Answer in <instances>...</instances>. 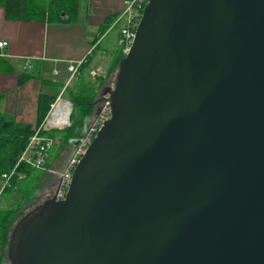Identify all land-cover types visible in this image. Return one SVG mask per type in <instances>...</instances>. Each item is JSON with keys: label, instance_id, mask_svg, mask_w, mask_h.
I'll return each instance as SVG.
<instances>
[{"label": "water", "instance_id": "water-1", "mask_svg": "<svg viewBox=\"0 0 264 264\" xmlns=\"http://www.w3.org/2000/svg\"><path fill=\"white\" fill-rule=\"evenodd\" d=\"M106 98L7 264H264V0H148Z\"/></svg>", "mask_w": 264, "mask_h": 264}, {"label": "crops", "instance_id": "crops-1", "mask_svg": "<svg viewBox=\"0 0 264 264\" xmlns=\"http://www.w3.org/2000/svg\"><path fill=\"white\" fill-rule=\"evenodd\" d=\"M124 9L125 0H84L81 12L84 21L50 24L8 20L0 6V41L7 42L0 56L2 115L20 127L36 126L41 96L58 97L65 91L73 78L69 71L71 63L84 60L99 45L104 54L118 46L116 19ZM109 15L117 18L100 36L99 28ZM96 66L94 73L103 68L100 64ZM23 74L29 77L21 84ZM57 181L58 178L52 190Z\"/></svg>", "mask_w": 264, "mask_h": 264}, {"label": "trees", "instance_id": "trees-1", "mask_svg": "<svg viewBox=\"0 0 264 264\" xmlns=\"http://www.w3.org/2000/svg\"><path fill=\"white\" fill-rule=\"evenodd\" d=\"M83 2L84 0H0V6L5 9V16L8 20L39 21L50 24L77 23L85 20L84 15H81ZM117 15H109L105 18L99 28L100 36L107 32ZM121 28L122 24L118 25L119 36ZM98 39L99 36L94 41L96 42ZM97 48L100 49V46ZM123 57L119 45L112 49L111 58L107 64L109 78H113L119 61ZM92 61V55H88L83 60L78 70L80 78L74 82L73 86L70 87L71 84H69L64 91V93L69 94L74 102L75 111L72 113L73 118L76 116V120L69 128L51 132L53 137H56V134L59 135L61 145L64 147L71 145L73 140H77L85 134L84 125L86 120L95 114L101 103L98 101L99 95L106 82L101 79L88 81L82 76V72ZM28 77L29 75L23 74L20 83L25 82ZM56 98L55 96H41L36 126L45 119L50 111L51 104ZM36 126L20 127L14 121L7 120L0 111V182H3L2 174L15 171L10 179V185L6 186L0 194V264H7L6 248L14 224L26 210L37 204L36 192L46 190L48 191L47 194H50L49 191L52 190V186L56 181V178L46 170H37L24 162L17 166L19 158L25 151ZM50 165L49 162L48 167ZM32 184L34 186L31 188ZM15 189L21 192L20 199L15 197ZM9 197L14 201L10 202Z\"/></svg>", "mask_w": 264, "mask_h": 264}, {"label": "built area", "instance_id": "built-area-1", "mask_svg": "<svg viewBox=\"0 0 264 264\" xmlns=\"http://www.w3.org/2000/svg\"><path fill=\"white\" fill-rule=\"evenodd\" d=\"M147 2L148 0H125V9L117 18L116 23L122 24L121 33L118 38V45L124 56L129 53L133 45L135 33ZM6 45V41H0V56L3 55L1 50ZM82 62L83 60L69 65V71L72 73V77L78 73L79 66ZM63 93H61V95H59L51 104L50 111L43 122L34 128V133L30 137L25 151L20 156L17 166L24 162L37 170L51 171L48 164L51 159V151L55 145V138L51 136V132L54 130H64L71 126L73 105L70 101L65 100ZM61 103H68L71 106L72 111L68 114H59L58 106ZM110 115V100L106 98L101 102L99 111L95 114L89 129L81 138H79L80 141L76 144L74 153L67 162L65 168L58 173V181L53 190V194L56 196L57 200L65 198L75 167L81 157L85 154L88 146L91 144L104 121L110 118ZM14 173L15 171L13 170L9 174H2L4 183L0 189V194L6 186L10 185V179Z\"/></svg>", "mask_w": 264, "mask_h": 264}, {"label": "rangeland", "instance_id": "rangeland-1", "mask_svg": "<svg viewBox=\"0 0 264 264\" xmlns=\"http://www.w3.org/2000/svg\"><path fill=\"white\" fill-rule=\"evenodd\" d=\"M116 21H117V19H116ZM113 22H115V21H113ZM120 24L121 23H119L117 25H120ZM115 46H114V48H115ZM114 48H112V49H114ZM111 51H108L106 54H104V53L101 52V49L94 50L93 54H91L93 61L90 63L89 66H86V68L82 72V76H84L85 80L93 81L95 79V73H94V70H93L94 69L93 66H95V68H96L97 67L96 65L100 64L103 67V68H100V69L103 70L102 75L105 77L103 80L106 82V84H108L110 82V79L112 77L111 78L108 77L107 64H108V60H110V58H111ZM78 75H79V72L76 75L73 76L72 81L70 83L71 84L70 87L73 86L74 82L80 78L79 77L80 75L79 76ZM103 87H102V89H103ZM63 96H64L65 100H68V101H70L72 103V105H73V113H74L75 105H74L73 100L71 99V97L69 96L68 93H63ZM99 98H100V95H99ZM100 105H101V103L99 104V107H100ZM73 113L71 115V126L76 120V116H74V118H73ZM94 116H95V114H93L89 119L86 120L85 125H84V128H85L86 131L89 129L90 125L92 124ZM54 138H55V146H54L53 151H52V158H51V161H50L51 165L49 166V168H50V170L52 172L50 171L49 173L52 174L57 179L58 178V173L65 168L67 162L72 157V155L74 153V150H75L76 144H74V142L72 141L71 145H69L67 147H64V146L61 145V142H60L58 134H56V137H54ZM3 183L4 182H2V184ZM2 186H1V188H2ZM33 186H34V184L31 185V188ZM53 190H54V188H53ZM53 190L49 191V192H51L50 194L53 193ZM47 193H48V191H46V190L37 191L36 194H35L37 196L36 202L37 203L41 202L46 196L49 195ZM14 195H15V197L17 199L21 198V192L19 190H17V189L14 190ZM9 198H10V200H9L10 202L14 201L13 199L11 200V197H9ZM28 210H26L25 212H27Z\"/></svg>", "mask_w": 264, "mask_h": 264}, {"label": "bare ground", "instance_id": "bare-ground-1", "mask_svg": "<svg viewBox=\"0 0 264 264\" xmlns=\"http://www.w3.org/2000/svg\"><path fill=\"white\" fill-rule=\"evenodd\" d=\"M58 112L59 114L62 113L63 114H68L70 111H72V108L71 106L68 104V103H61L59 106H58Z\"/></svg>", "mask_w": 264, "mask_h": 264}]
</instances>
